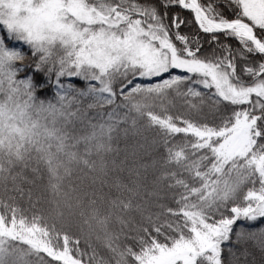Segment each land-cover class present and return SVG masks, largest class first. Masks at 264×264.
Here are the masks:
<instances>
[{"label":"snow or ice","instance_id":"snow-or-ice-1","mask_svg":"<svg viewBox=\"0 0 264 264\" xmlns=\"http://www.w3.org/2000/svg\"><path fill=\"white\" fill-rule=\"evenodd\" d=\"M0 264H264V0H0Z\"/></svg>","mask_w":264,"mask_h":264},{"label":"trees","instance_id":"trees-1","mask_svg":"<svg viewBox=\"0 0 264 264\" xmlns=\"http://www.w3.org/2000/svg\"><path fill=\"white\" fill-rule=\"evenodd\" d=\"M175 11H179V9H174ZM183 15L189 19H191V13L190 12H184ZM196 28L195 24H192L191 28H186V29H182V31H194ZM230 43L233 44V46H238L236 45V42L233 40V41H230ZM238 65H239V61H238ZM174 112H177V111H180L182 112L183 109L180 108L179 104L177 105V108L173 110ZM257 255V259L259 260V253L257 252L256 253Z\"/></svg>","mask_w":264,"mask_h":264}]
</instances>
